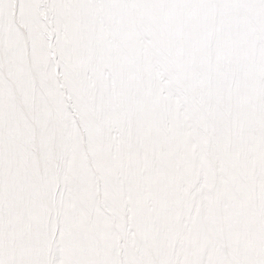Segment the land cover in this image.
Instances as JSON below:
<instances>
[{
  "label": "snow or ice",
  "instance_id": "1",
  "mask_svg": "<svg viewBox=\"0 0 264 264\" xmlns=\"http://www.w3.org/2000/svg\"><path fill=\"white\" fill-rule=\"evenodd\" d=\"M0 264H264V0H0Z\"/></svg>",
  "mask_w": 264,
  "mask_h": 264
}]
</instances>
